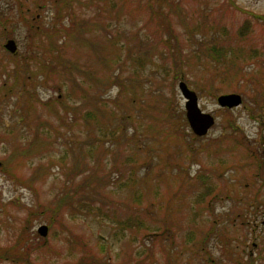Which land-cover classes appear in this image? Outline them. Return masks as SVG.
Masks as SVG:
<instances>
[{"label": "rangeland", "instance_id": "rangeland-1", "mask_svg": "<svg viewBox=\"0 0 264 264\" xmlns=\"http://www.w3.org/2000/svg\"><path fill=\"white\" fill-rule=\"evenodd\" d=\"M74 11L99 25L85 34L97 46L114 44L99 48L112 81L99 74L81 90L45 79L36 53L46 38L35 29L70 15L55 21L50 0H0V249L21 234L31 247L26 260L0 264H264V20L251 15L264 16V0H93ZM213 45L234 47V60L218 62ZM78 47L61 58L102 71ZM4 80L14 86L3 96ZM180 80L214 116L203 136L185 118ZM226 93L241 104L220 107ZM30 137L33 163L7 161Z\"/></svg>", "mask_w": 264, "mask_h": 264}, {"label": "trees", "instance_id": "trees-1", "mask_svg": "<svg viewBox=\"0 0 264 264\" xmlns=\"http://www.w3.org/2000/svg\"><path fill=\"white\" fill-rule=\"evenodd\" d=\"M50 1H51V4L53 5V9L55 10V15H56L54 17L55 21L57 19L63 18L66 15H70V20L68 21L67 24L61 23L62 26H60V28H59L61 30L58 31V35H56V32H54V30H59V29H53L52 26L51 27H44V30L37 29V28L35 29V30H37V32H40V33L36 34V37H41V35L43 34V37L46 38V42H45L43 48H42V45L40 44L39 47L41 48V50L38 54L36 53L37 60L44 64L42 66V69H41L44 73V78L48 79V78H52L53 76H56V78L63 80L64 82L68 81L69 87L71 89L72 88H79L81 90H84L87 87V85L92 86L93 83H94V85L97 84L98 80H99V79H97L98 78L97 75H99V74H104L103 76H101L102 80H105L108 82L112 81L114 78V75L110 74V68H112L111 67L112 62L109 61V63H108L103 58L101 59L99 57V51H100V49H103V51L105 52L106 43H108L109 47L110 46L113 47L114 44L111 42V39H108V41L105 43H100V41H99V43H98L99 46H97L92 41L93 38L86 36L85 34L95 31L96 29L99 28V25L95 24V23L89 24L87 22H85L84 24H81V20H83L84 18L81 19L79 23L76 21V17L78 15L75 14L76 12L74 11V8H78V9L90 8V5H91L93 0H50ZM21 4H23V7H21V9H20L21 18L26 20L27 24H29L31 19L30 18L27 19V17H26V14L28 13V8H26V5H24V2H22ZM102 5L104 6V4L100 5L101 9L103 10L104 7ZM37 6H43V5L41 3H37ZM153 14H154V12H153ZM251 15L256 19L262 18L264 20V16H262V15L261 16L253 15V14H251ZM33 18H35V17L33 16L32 19ZM91 22H95V21H91ZM1 27L3 28V26H1ZM249 30H250V21L246 20L239 27L238 33L241 36H245V34ZM43 31H45V33ZM2 32H6L5 29H2ZM30 32H31V30H30ZM31 34H32V32H31ZM6 36H7V33L4 35V37H6ZM60 36L62 38V41L58 42V38ZM33 37H35V36L33 35ZM61 38H59V40H61ZM79 45H80V47L82 45H84L85 47H87V49H89L92 52V54L96 58L95 59L96 63L97 62L99 63V67L102 71L98 72L97 70L99 68L94 69L95 68L94 63H92L93 66L89 65L88 62H84V64L80 65L77 62V60L71 61L69 58H66V59L61 58V56L63 55V52L66 48H68L70 46L78 47ZM212 49L215 50V59L218 62H224L223 60L225 58H231L230 59L231 61L234 60V58H232V56H234L236 54V53L234 54V52L236 51V49L234 47H231V46H228V47L220 46V47H218L216 45H213ZM139 55H142V54H139ZM246 57L248 59L250 58L249 55H247ZM138 61L141 63V66L142 65L144 66L145 62H144V64H142L141 57H140V59H138ZM136 64H137V60H136ZM79 75L83 76V79H82L83 83L82 84L78 81ZM84 84H86V86ZM98 84L100 85L101 83H98ZM2 86H3L2 88L4 89V92H2L3 96L5 95V93L8 94L10 92H13V86L14 85L13 84L10 85L7 80H4V82L2 83ZM3 89H2V91H3ZM92 102H93V100H90L89 104ZM44 108H46L50 112H52V111L56 112L54 104H50V105L45 104ZM83 116L87 119H93V120L96 117L95 112L93 110H90V109L86 110L83 113ZM181 120H183V122H185L184 117L182 115H181ZM179 121H180V119H179ZM113 135H117L115 133V131L113 132ZM1 137H3V136L1 135ZM36 140H37L36 137H30V138H27L26 141L23 142V144H19V146H16L15 149H13L14 147H12L11 150H6L7 152L11 151L6 156V160L9 161L10 163H13L12 161L15 160V157H18V158H24L27 161H32L31 159H29V156L27 154L28 153L32 154V150L34 149V146H35L34 142H36ZM3 141H5V139H3ZM49 143H51L50 145L52 146L54 144V141H49ZM32 163H33V161H32ZM76 168H77V170H79L81 168V166L80 167L77 166ZM87 168H88L87 169L88 171L92 170L91 166L87 167ZM93 177H95V176H93ZM87 178H88V180L91 179L92 175L91 176L88 175ZM66 197H68V196L66 195ZM65 198L62 200L63 202L65 201ZM61 205H62V202L60 203L59 208L62 207ZM91 207L94 210V207L93 206H91ZM102 208H103L102 205L100 207H96L98 214L107 213L106 211L102 210ZM142 222L143 221L138 220L137 222L135 221L134 224L143 225ZM27 235H29V233ZM24 241H25V236L23 234H21L20 235V243H19L18 247H17V243H13L10 246H7L5 248L0 249V255H3L0 257H5V259L11 260V261H13V259H15L17 261H19L20 259L26 260L29 256V252H31V250H30L31 247H30V245L24 246V244H23Z\"/></svg>", "mask_w": 264, "mask_h": 264}, {"label": "water", "instance_id": "water-1", "mask_svg": "<svg viewBox=\"0 0 264 264\" xmlns=\"http://www.w3.org/2000/svg\"><path fill=\"white\" fill-rule=\"evenodd\" d=\"M4 47L11 53H14L17 49L16 42L12 38L6 41ZM177 86L184 97L185 118L191 131L196 136H203L214 124V116L200 109L198 105L197 93L189 89L185 81L180 80ZM216 101L220 107L233 108L241 104L242 98L238 93H226L218 95ZM262 224L264 225V218L262 220ZM37 232L39 235L45 236L47 234V226L45 224H41L38 227Z\"/></svg>", "mask_w": 264, "mask_h": 264}, {"label": "flooded vegetation", "instance_id": "flooded-vegetation-1", "mask_svg": "<svg viewBox=\"0 0 264 264\" xmlns=\"http://www.w3.org/2000/svg\"><path fill=\"white\" fill-rule=\"evenodd\" d=\"M263 220V219H262ZM262 222V221H261ZM213 264V263H212Z\"/></svg>", "mask_w": 264, "mask_h": 264}]
</instances>
